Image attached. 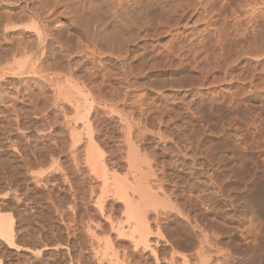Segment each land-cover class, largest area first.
Listing matches in <instances>:
<instances>
[{"label":"rangeland","instance_id":"obj_1","mask_svg":"<svg viewBox=\"0 0 264 264\" xmlns=\"http://www.w3.org/2000/svg\"><path fill=\"white\" fill-rule=\"evenodd\" d=\"M34 12L48 26L52 46L43 54L56 63L53 75L94 87L97 111L89 117L95 114L107 139L102 149L120 161L117 111L138 119L139 105L150 108L143 153L164 167L167 188L192 169L217 184L189 192L191 214L218 241L209 264H264V0H0V36L7 31L0 55L12 68L27 59L11 61L17 41L34 45L35 33L25 27L36 23ZM37 76L0 72V213L15 228L12 240L0 238V264H107L105 252L130 249L127 237L109 229L122 201L101 193L98 172L84 164L83 142L73 162L66 131L73 109L56 102ZM179 216H161L159 234L169 246L156 248L165 264L173 251L178 261L196 255L192 228ZM107 238L112 249L105 251ZM44 243L55 248L42 250ZM142 256L152 264L148 252Z\"/></svg>","mask_w":264,"mask_h":264},{"label":"bare ground","instance_id":"obj_2","mask_svg":"<svg viewBox=\"0 0 264 264\" xmlns=\"http://www.w3.org/2000/svg\"><path fill=\"white\" fill-rule=\"evenodd\" d=\"M33 15L35 17L36 23L33 24L32 26H25V27L34 31V33H35L34 45L28 43L27 41H22V42L17 41V44L15 45L14 49L12 50V52H14V53H12V55H11V61H12V59L15 60L16 57H18V55H19V57L20 56L21 57L26 56L27 59L24 58L25 61L22 60L21 61L22 64L20 63V65L18 63L19 67L17 65H15L17 68H14L15 66H13V68H12V65H10L11 63L8 60L9 58L8 57L3 58V56L0 55V72L13 71V73L20 74V75H23V74H33L35 76L38 75L37 77H39V78H37V79H40V81L42 83L47 85L50 88V92L52 90V93L54 95V99L56 102H58V101L62 102L63 101V103L65 102L66 104L71 106V108L73 109V112H74L73 114H75V117L72 115L74 117V118H72V121H66L65 120L67 123L66 131L68 133L69 142L71 144V146H69V148L71 147V149H70L71 150V159L73 160L74 163H76L78 161V158H77L78 154H76L74 152V148L78 144H81V142H83L87 147L86 153H84L85 154L84 164L88 166L89 170H91L93 172L95 171V173H97V172L101 173V174L97 173V175H96L99 178H101V181H102L103 188H101V189H103L102 190L103 192L101 191V193L102 194L103 193L104 194L110 193V194L114 195L118 200L122 201V204H121L122 213L120 214V217L118 220L115 218V222L113 223V221H112V223H111L112 226L110 225L109 229L111 228L112 230H114L116 232L115 235H121L120 237H122V236L127 237V239H129L127 242L129 243V246L131 249V250L130 249H128V250H130L132 252L130 253L126 247V248H123L120 251V253L118 250H116V251L112 250L110 254L106 253L105 251H107V249L109 250V248H111V246L108 247V245H112L111 241L109 242V240H108L109 237H108L104 243V246L105 245L106 246H105V248L103 247L104 248L103 250H105V251L102 250L103 252H105V254H102L103 256H109L110 255V257L108 259L105 258V259H107L106 261H108L107 264H148L147 258L142 256V252H148L149 253L150 258L152 259V264H163V263L165 264V262L162 261L163 259L159 258V256H158L159 254H158V250L156 248V245H159L160 243H164L165 245H168V242L165 241L163 236H161L159 234V230H160V225L162 224V221H163V218L161 216L168 217V215H170L171 213L176 214L177 216L180 215L182 218H184L186 220L189 227L192 228V233L190 235V238L195 240L196 243H194V246L196 247L197 251H196V255L193 258L190 256H183L182 255L181 258H178V259H180L179 261L175 257V255H176L175 252L171 251L172 254L171 255L169 254L170 257L168 259H166L167 263H169V264H191L193 260H197V263H199V264H209V261L212 258L211 250H215L216 252L218 251V248H217V245H218L217 242L218 241L216 240V237L213 236V233L211 232L210 228H208V225L205 222H203L202 219H199L197 215L191 214V209H190L191 199H190V195H189L190 193L189 192L191 189H194L195 187H197L199 185L207 186V187L210 185H217L216 183L212 184V182H214L213 176L211 174L207 175L204 173H203V175H202V173L197 174V173L193 172L192 171L193 169H192L189 172V174L187 175V177L182 179L183 181L181 182V184L180 183L178 184V182L175 181V183L170 184L169 188H167L168 187L167 184H169V182L167 183V181H165L164 178H166V177L159 175V173L165 174L163 172L164 167L159 166V164H157V162H155V160L153 159L155 156L153 158H151V156H149L150 157L149 158L145 153H143V152H145L144 147H143L145 139L143 137L146 135V134L144 135V133H145L144 130L146 128V127H144V124L146 123L144 121V119L146 117V115H145L146 112H150V108H147L144 105H139V108H138L140 111L139 117L141 116V118H138V119L134 118L130 114L123 116V114H126V113L122 114L121 111L120 112H119V110L117 111V116L118 115L120 116L119 122L122 125V130H124V134H123L124 140H123L122 144H121V142L119 143L122 146V148L119 145V147H117V149L115 150L118 153V157L120 158V161L122 160V162L124 164V166H123L124 168H123V172H122L123 174L120 175V173L117 172L119 170V168H121V164H119L120 161L118 160L119 161L118 162L117 160H115L113 158L116 153L114 152V155H113V151L108 150L107 152H105L103 150L104 148L102 145L106 144L105 142L107 141V139H105V136L99 127L98 121L94 120L95 114H94L93 119L91 117H89L90 116L89 115L90 110L97 111L96 110L97 107L95 108L93 106V103H95L96 99L91 94L92 91L94 92V90H93L94 87L93 86L89 87L90 84L89 85L86 84L83 86L76 84V85H79V86H76L75 84H73L74 81L70 82L68 80L69 78L63 79L58 75H55V76L53 75V74H55V73H53V71L57 70L56 69L57 67H55L56 63H53V64L51 63L52 65H50L49 63L47 64L48 58H46L45 57L46 55L44 56V54H43L45 48L46 49L48 47L51 48V46H52L50 44V41H48L46 39L47 36H49L48 26H46L44 24V21L42 20L43 18L41 17L39 12L38 13L34 12ZM3 27L6 28L7 26L6 27L3 26ZM4 28H1V30ZM15 30H17V29H15ZM6 32L7 31L3 30L1 36L2 37L6 36L5 35ZM19 34H20V32H19ZM18 37H20V36H18ZM2 51H3V49H2ZM52 51H53V49H52ZM5 52H6V50H5ZM54 53L55 52H52V58L51 59H53V61H56L55 60L56 55ZM19 62H20V59H19ZM69 70H71V69H69ZM14 71H16V72H14ZM44 73H46V74H44ZM74 76H76V75H74ZM70 80L72 81V79H70ZM84 91H86L87 94H89V93L91 94V95H89V98H87L88 95L86 96V93L84 95V93H83ZM135 98H136V96H135ZM139 101L141 102V100H139ZM143 106L145 107V109L142 108ZM109 108H111L110 111L114 112L115 108H112V107H109ZM104 109H107V106H105ZM139 111H138V113H139ZM144 115H145V117L143 118ZM101 120H103V119H101ZM138 136H140V137H138ZM105 147H106V145H105ZM49 154H51V153H49ZM188 157L191 158V156H188ZM52 158L53 157L49 158L50 161L52 162L51 163L52 168L50 167L51 170H53V168H57V165H58L56 162L57 159H55L56 161H54L53 160L54 158L53 159ZM174 160H177V159H174ZM190 161H191L190 166H193L192 168H194L196 165L194 156H192ZM41 163H43V162H41ZM170 165H171V163H170ZM174 165H176V167H177V165H179V163L174 161ZM180 166H183V165L181 164ZM199 169H201V168H199ZM48 170H50V169L48 168ZM195 171H197V170H195ZM54 173H56V172H54ZM41 175L39 174V175H37V177L41 176ZM66 176H67V174H66ZM33 178L34 177H32V179ZM40 178L41 177H39V179ZM177 179H178V177H177ZM180 179H181V177H180ZM215 191L216 192L214 195L221 197V194H220L222 191L221 188H217L215 186ZM212 195H213V193H212ZM99 199L102 200V197ZM101 200H99V201L96 200L95 203L101 204L102 203ZM17 202H19V201H17ZM225 204H226V202L223 203L224 206H226ZM102 205H103V203H102ZM212 206H213V204H212ZM54 211H56V210H54ZM62 213H63V210H62ZM150 216H152V217H150ZM9 217L10 216H8V218ZM8 218H7V216L0 213V238L2 237L5 239L7 238V240H12L14 238L13 233L15 231L13 232V230H15V228L14 229L12 228V225H11L12 221H9V220H12L11 219L12 217H10L9 220H8ZM105 218L107 220H110L109 214ZM153 234L156 236V241L154 243H151L149 238H151V236ZM114 237H116V236H114ZM17 240H18V236H17ZM14 243L15 242L13 241V245H14ZM117 243H119V241ZM152 244H154L153 247L151 246ZM15 245H17V244L15 243ZM42 247H41L42 250H49V249L53 250L55 248V246L53 247L52 245H48L45 243H44V245H42ZM20 248H24V247H20ZM97 254L98 253H96V255ZM118 254H120L119 257H118ZM103 256L101 257V259L103 258ZM164 261H165V258H164Z\"/></svg>","mask_w":264,"mask_h":264}]
</instances>
